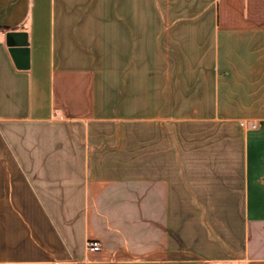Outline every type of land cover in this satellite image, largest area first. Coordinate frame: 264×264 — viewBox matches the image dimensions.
I'll return each mask as SVG.
<instances>
[{
  "label": "crops",
  "instance_id": "0c3cea01",
  "mask_svg": "<svg viewBox=\"0 0 264 264\" xmlns=\"http://www.w3.org/2000/svg\"><path fill=\"white\" fill-rule=\"evenodd\" d=\"M261 14L0 0V264H264Z\"/></svg>",
  "mask_w": 264,
  "mask_h": 264
},
{
  "label": "built area",
  "instance_id": "2783aa9c",
  "mask_svg": "<svg viewBox=\"0 0 264 264\" xmlns=\"http://www.w3.org/2000/svg\"><path fill=\"white\" fill-rule=\"evenodd\" d=\"M86 247L89 249V250H92V251H97L100 249V243L98 240L96 239H88L86 241Z\"/></svg>",
  "mask_w": 264,
  "mask_h": 264
},
{
  "label": "rangeland",
  "instance_id": "374dc122",
  "mask_svg": "<svg viewBox=\"0 0 264 264\" xmlns=\"http://www.w3.org/2000/svg\"><path fill=\"white\" fill-rule=\"evenodd\" d=\"M254 2H255V4H256L257 6L260 7V10H261V11L264 10V0H254ZM262 18H264V15L261 14V19H262ZM192 129H194V128H192ZM196 129H198V130H204L205 127H204V126H201V127H197ZM237 161H238V159L236 160V162H237Z\"/></svg>",
  "mask_w": 264,
  "mask_h": 264
}]
</instances>
